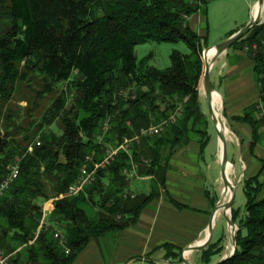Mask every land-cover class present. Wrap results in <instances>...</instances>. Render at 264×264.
<instances>
[{
    "label": "trees",
    "instance_id": "1",
    "mask_svg": "<svg viewBox=\"0 0 264 264\" xmlns=\"http://www.w3.org/2000/svg\"><path fill=\"white\" fill-rule=\"evenodd\" d=\"M204 6L205 0H0V182L20 159L18 178L0 197V246L14 253V264L19 261L18 248L27 254V264H73L91 238L134 225L157 192L122 197L127 186L123 169L130 154L135 161L151 160L139 176L159 177L165 171L163 148L172 153L191 132L200 136L201 149L206 146L208 122L198 88L204 75L202 52L208 46L187 23ZM181 40L190 52L174 51L166 69L149 66L150 55L138 60L134 54L136 46L148 42ZM262 40L264 22L234 45ZM253 60L264 102V54L257 53ZM120 88H131L135 98L123 100L117 95ZM16 93L27 103L29 117L40 102L48 108L39 123H31L36 128L33 138L40 141L31 146L25 135L26 145L11 152L9 129L16 114L7 105ZM179 106L181 120L157 136L134 141L130 154L119 152L78 196L54 201L49 222L63 231L68 253L51 230H41L35 237L44 215L39 201L66 194L87 155L103 158L105 145L96 137L107 117L113 124L107 141L118 139L119 144L141 128L167 120ZM57 122L60 135L52 130ZM198 123L204 128H196ZM250 123L255 134V121ZM243 187L244 208L231 211L238 227L236 251L220 264H264V181L256 175ZM163 248L166 260H181L173 245ZM221 252L210 243L201 258L211 264Z\"/></svg>",
    "mask_w": 264,
    "mask_h": 264
},
{
    "label": "crops",
    "instance_id": "2",
    "mask_svg": "<svg viewBox=\"0 0 264 264\" xmlns=\"http://www.w3.org/2000/svg\"><path fill=\"white\" fill-rule=\"evenodd\" d=\"M211 1L213 0H205L206 4ZM226 2L230 3L231 8L236 3L245 4L247 12L245 17L237 19L228 31L218 37L214 44L246 26L255 16L258 0ZM263 22L264 15L260 24ZM187 23L199 37L205 38L209 23L208 12L205 10L193 14L187 19ZM203 23L206 24V29L202 28ZM210 80L219 96L218 104H214L215 112L228 129V174L237 183L232 209H243L246 202L244 181L256 175H259L260 181H264V118L260 117L257 108L264 103L262 86L255 74L253 57L243 50L242 44L233 45L215 60L210 70ZM198 89L201 112L208 122L209 134L212 124L208 106L206 99L204 102L201 99L200 86ZM180 111L173 123L183 118L182 109ZM250 120L255 121V134ZM196 128L203 129L204 126L198 123ZM188 129H191V125ZM183 138L172 153L168 147L161 151L162 166H165L161 176H138L130 182L129 190L137 195H148L152 190L157 192L152 201L141 210L137 222L124 230L91 238L73 264H165L169 260L165 259L164 244L173 245L175 252L182 253L189 246L206 240L216 205L229 197V194L222 192L221 143L217 135L213 140L209 134L208 143L201 149V139L197 133H188ZM41 206L44 218L48 221L53 203L47 200ZM223 218V210L217 211L210 241L224 248L223 255L214 256L211 264L218 263L228 253L226 242L218 239L215 234L217 223ZM228 230L227 225V235ZM16 252L19 255L18 264H27V256L22 248H18ZM196 253L201 257L202 251L191 253L192 264Z\"/></svg>",
    "mask_w": 264,
    "mask_h": 264
},
{
    "label": "rangeland",
    "instance_id": "3",
    "mask_svg": "<svg viewBox=\"0 0 264 264\" xmlns=\"http://www.w3.org/2000/svg\"><path fill=\"white\" fill-rule=\"evenodd\" d=\"M205 10L208 12L209 23L207 24V34L205 35L204 39L207 41V46L209 47V46H212V45H216V44H214L215 43L214 41L216 39H218V37L223 35L225 33V31H228L227 29H229L237 19L245 17L246 12H247V6L245 4L236 3V4H234L233 8H231L230 3L226 2V0L225 1L224 0H222V1L221 0H213L211 2H207L206 6L203 7V11H205ZM263 15H264V13H263ZM202 28L206 29V24L205 23L202 24ZM0 30H1V28H0ZM174 51H177V52H179L181 54H188L190 52L189 47L186 44V42L181 40V41H179L177 43L148 42V43L136 46L135 49H134V54H135V56H136V58L138 60H142L143 58H145V57L150 55V58H149V61H148V65L149 66L157 68V69H166V68L171 66V54ZM202 58H203V61H204L203 52H202ZM200 88H201L200 96H201L202 101L204 102L205 101V96H204V93H203V90H202V82L200 83ZM27 94H30V93H27ZM117 95L119 97L120 96L123 97L122 98L123 100H128V99H131L132 96L135 95V93H133L131 88H120V90L118 91ZM20 97L21 96L19 94H17V93L14 94L11 102L8 103V105H7L11 109L12 113L16 114L14 119H13V122L10 124L11 128L9 129V132L12 133V138H13V144H10L11 152L14 151L13 147H15V146H25L26 145V142L23 141V138H24L25 135H28L29 138L31 139V141L33 142L31 144V146H33V144L36 141L37 142L40 141V138L37 137V136L33 138V133L36 131V128H34L31 123L32 122L39 123L40 119H41V116H42V113L48 108V105L46 104V102H40L39 108L34 111L32 117H29L27 115V113H26V105H27V103L25 101H19ZM131 100H133V99H131ZM68 106H70V103L68 104ZM162 106H163V104H162ZM181 109L182 108L179 106L174 111L172 116L174 118H176L181 113V111H180ZM204 109L206 110V108H204ZM206 113H207V110H206ZM259 114H260V112H259ZM261 118H263V117H261ZM106 123H107L108 127L105 129V124ZM150 126H156V125L151 124ZM150 126H148V127H150ZM18 127H20V129ZM112 127H113L112 118L107 117L102 122V125H101V128H100V133L96 137V141L98 143H103L105 145V149H104V153L103 154H105L106 150H108L109 148H114L118 144V139H116V138H115L116 139L115 142L107 141V137H111L112 133H110V131H111ZM143 128H147V127H143ZM45 129H47V128H45ZM52 130L58 135H60L62 133V127H61V125L58 122L52 126ZM209 131H210L209 134H210L211 138L213 140H215V137H216L217 134H216V132H215V130L213 128V125H212V128ZM3 133H4V131H3ZM138 134L139 133H137L135 136H137ZM12 138H10V139H12ZM141 139H143V138H140L139 141ZM135 142H138V140L135 141ZM132 144H133V142H132ZM87 156H91L92 157L93 155H87ZM141 159H148V158H141ZM128 166H129V164H128ZM80 168H79L78 178L80 176ZM126 168H129V167L126 166L124 169H126ZM124 169H123V172H124ZM141 169H145V167L140 168L139 170H141ZM100 170H102V169H100ZM139 170L137 172H135L129 178H128V176L126 174L123 173L124 176H125V180L127 182L126 190L124 191L123 196H122L124 199L130 198V197L125 198L124 195H126V194H132V195H134V198H136L138 196L137 194H135V193H133V192H131L129 190V184L134 178H137L139 176L138 175ZM94 181L92 183L88 184L87 186L92 185L94 183ZM222 185H223V183H222ZM87 186L85 185L84 189ZM84 189H83V191H84ZM82 192H80L79 194H81ZM62 195H64V194H62ZM50 197L51 198L48 199V200L51 201V203H54V201H55V199H53L54 197H52V196H50ZM64 197H67V196L64 195L63 197H61V199L64 198ZM71 197H75V196H71ZM56 198H57V200L60 199L59 197H56ZM134 198H131V199H134ZM39 202H40V204H44V201L40 200ZM231 211H232V209H231ZM43 214H44V212H43ZM231 218H232V216H231ZM41 230H51L52 233H53V236H54V232L59 231V233H61L64 236V238L66 239L63 231L58 227V224L50 223L49 220L46 221L45 218H44V215H43V218H42V220L40 222L39 228L36 231L35 237L39 234V232ZM226 230H227V221H226L225 218H223L222 220H220L217 223V227H216V231H215L216 232L215 234L218 235V239L222 240L224 243L226 242V245H227L226 251L228 253L223 258H226V257L230 256L232 254V251H233V241H232V239H233L234 230L232 228H229L228 235L226 234ZM226 236H227V238H226ZM56 240L59 243V240L58 239H56ZM33 242H34V239H33V241L31 243H33ZM66 244H67V239H66ZM59 246H60V244H59ZM66 248H67V246H66ZM0 249L3 251V253L6 256L9 257V261L12 264H14L13 260H12V257L14 255V253L7 252V250H5V248L1 247V246H0ZM63 249H65V248H63ZM205 249H203V250H205ZM203 250H201V251H203ZM223 250H224V248H222V252H223ZM222 252H221V254H222ZM182 253H180V258H181L180 261L169 260L168 262H165V264H185V262L183 260V257H182ZM26 256H27V254H26ZM187 256H188V259H189V261L191 263V253H189ZM193 263L194 264H206L204 262V260L197 255V253L193 257Z\"/></svg>",
    "mask_w": 264,
    "mask_h": 264
},
{
    "label": "built area",
    "instance_id": "4",
    "mask_svg": "<svg viewBox=\"0 0 264 264\" xmlns=\"http://www.w3.org/2000/svg\"><path fill=\"white\" fill-rule=\"evenodd\" d=\"M243 50L249 53L252 57L259 52L264 54V40L260 43H252L250 45H245ZM135 96H132L131 99H134ZM260 116L264 118V103H261L257 106ZM175 118L171 116L169 119L162 121L160 124L156 126H150L147 128H142L137 136H134L132 139H126L123 142L117 144L114 148H109L106 150L104 156L100 160H95L93 156H87L84 160L83 166L80 168V176L73 184V186L67 191L66 196H78L80 192L83 191L85 185L92 183L98 171L100 169H105L109 167L117 158L119 152H127L130 154V146L133 141H137L140 138H149L154 137L161 134L169 124L173 123ZM107 123L105 124V129L107 128ZM39 145V143H37ZM31 150V148H29ZM151 163L150 159H141L139 161H134L130 154L129 160V168L124 169V174L131 177L135 172H137L140 168L148 167ZM20 159L16 158L14 162L9 166V173L5 178L0 182V197L4 194V192L9 188V186L18 178L20 173ZM64 195H59L58 197L61 198ZM125 198L130 197L134 198L132 194L124 195ZM57 200V198H53ZM54 238L59 240V244L61 247L65 248V252L68 253L69 250L66 248V239L64 236L59 233V231L54 232ZM0 264H12L9 261V257L6 256L3 251L0 249Z\"/></svg>",
    "mask_w": 264,
    "mask_h": 264
},
{
    "label": "water",
    "instance_id": "5",
    "mask_svg": "<svg viewBox=\"0 0 264 264\" xmlns=\"http://www.w3.org/2000/svg\"><path fill=\"white\" fill-rule=\"evenodd\" d=\"M257 6L259 7L257 14L254 16V18L246 26H244L241 30H239L238 32H236L235 34H233L232 36H230L226 40H224V41H222V42H220L214 46H209L206 49H204V51H203L204 75L202 78V90H203V93H204V96H205V99L207 102L208 114H209L210 121L213 125V128H214L218 138L221 140V159H220L221 160L220 161L221 181H222L224 186L229 187L230 192H229L228 200H226L225 202L220 201L216 205L215 210H214L213 215H212V220H211V224L209 226L208 236H207L206 240L204 242H202L201 244L189 246L188 248H186L183 251L182 257H183L185 264H191L189 259H188V256H187L189 253H192L194 251L203 250L210 243L212 235H213L214 216H215L216 212L219 210H223V216L227 221V225L229 228H232L234 230V233H233V239H232V241H233L232 254L226 258H223L217 264H220L224 260L232 257L236 251V235H237L238 228H237V225L232 221L230 213H231V209H232L233 203L235 201V197H236L237 183L233 179H231L229 174H228V168L230 166V163L228 161L227 137H226V133L223 130H221V128H219V126H218V124L221 123V120L217 116V113L215 112V108H214L215 91L212 87L211 80H210V70H211V67H212L213 63L215 62V60L221 54L226 52L237 41L241 40L253 27L260 24L262 17H263V13H264V0H258ZM211 49L215 50V54H214L212 60L209 61L207 59L206 55L209 52V50H211ZM223 127H224V125H223ZM223 193H225V192H223Z\"/></svg>",
    "mask_w": 264,
    "mask_h": 264
},
{
    "label": "bare ground",
    "instance_id": "6",
    "mask_svg": "<svg viewBox=\"0 0 264 264\" xmlns=\"http://www.w3.org/2000/svg\"><path fill=\"white\" fill-rule=\"evenodd\" d=\"M258 10H259V7L257 6V7L255 8V15L257 14ZM214 54H215V50H214V49L209 50V52H208L207 55H206L207 59H208L209 61L212 60ZM218 102H219V96H218L217 93H215V94H214V104H215V106L218 104ZM217 116H218V115H217ZM218 126H219V128H221V130H223V131L226 133V135L228 134V129L225 128V127H223V125H222L221 123H219ZM227 136H228V135H227ZM220 143H221V140H220ZM229 169H230V166H229L228 170H229ZM222 186H223V192H225L224 194H229V192H230L229 187L224 186V185H222ZM229 241H230V240H229Z\"/></svg>",
    "mask_w": 264,
    "mask_h": 264
}]
</instances>
